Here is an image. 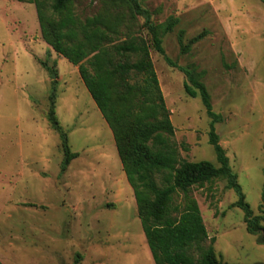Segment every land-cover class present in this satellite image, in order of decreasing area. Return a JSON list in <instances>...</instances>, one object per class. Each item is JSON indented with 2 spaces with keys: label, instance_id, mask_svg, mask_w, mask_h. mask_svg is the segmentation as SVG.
Returning a JSON list of instances; mask_svg holds the SVG:
<instances>
[{
  "label": "rangeland",
  "instance_id": "374dc122",
  "mask_svg": "<svg viewBox=\"0 0 264 264\" xmlns=\"http://www.w3.org/2000/svg\"><path fill=\"white\" fill-rule=\"evenodd\" d=\"M139 1L155 25L178 20L162 34L163 47L208 91L213 111L223 117L215 125L220 145L246 202L255 216H262L264 3ZM72 8L80 19L108 9L99 0H73ZM122 10L121 34L107 47L129 38L146 42L175 129L171 142L179 160L219 167L201 98L185 93V75L153 48L145 20L129 5ZM54 94L55 115L77 154L64 173L61 139L48 121ZM154 180L164 186L162 175ZM172 200L179 210L197 203L208 232L202 246H212L218 262L264 264V244L258 242L264 220L256 233L248 231L243 210L235 206L238 195L226 178L194 186L187 194L177 189ZM189 255L200 257L196 248ZM0 262L155 264L111 129L78 68L43 40L35 4L18 0H0Z\"/></svg>",
  "mask_w": 264,
  "mask_h": 264
},
{
  "label": "trees",
  "instance_id": "16d2710c",
  "mask_svg": "<svg viewBox=\"0 0 264 264\" xmlns=\"http://www.w3.org/2000/svg\"><path fill=\"white\" fill-rule=\"evenodd\" d=\"M18 1L35 4L43 40L78 68L85 87L111 129L155 264H221L212 246L207 249L202 246L208 232L197 203L190 201L183 210L172 206L177 189L187 194L194 186L226 178L228 187L238 195L235 206L243 210L248 231L256 233L259 222L264 220V186L260 205L263 215L255 216L220 145L215 125L222 122L223 117L213 111L210 95L195 74L178 66L163 47L162 34L171 32L178 20L155 25L150 12L139 0H99L108 9L85 19L74 14L73 0ZM123 4L145 20L156 52L171 67L183 72L185 93L191 98H201L211 119L209 143L219 167L209 161L179 160L178 150L171 142L175 129L146 42L129 38L107 47L121 34L126 18ZM109 5L114 8L112 11ZM55 100L54 94L48 121L61 139L64 155L61 172L64 173L77 154L71 152L67 133L55 115ZM155 175H162L163 187L156 183ZM173 210L179 215L172 216ZM211 241L214 243L215 239ZM194 248L200 253L197 260L189 255Z\"/></svg>",
  "mask_w": 264,
  "mask_h": 264
},
{
  "label": "water",
  "instance_id": "95a60500",
  "mask_svg": "<svg viewBox=\"0 0 264 264\" xmlns=\"http://www.w3.org/2000/svg\"><path fill=\"white\" fill-rule=\"evenodd\" d=\"M262 234H261V236L259 237V240H258V242H259V244H264V232H263V230H259ZM256 264H263V263H256Z\"/></svg>",
  "mask_w": 264,
  "mask_h": 264
}]
</instances>
